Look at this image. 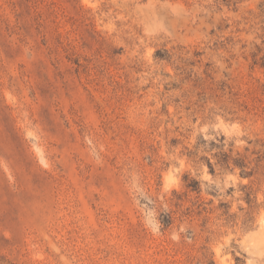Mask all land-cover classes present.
<instances>
[{
    "label": "rangeland",
    "instance_id": "obj_1",
    "mask_svg": "<svg viewBox=\"0 0 264 264\" xmlns=\"http://www.w3.org/2000/svg\"><path fill=\"white\" fill-rule=\"evenodd\" d=\"M0 264H264V0H0Z\"/></svg>",
    "mask_w": 264,
    "mask_h": 264
},
{
    "label": "trees",
    "instance_id": "obj_2",
    "mask_svg": "<svg viewBox=\"0 0 264 264\" xmlns=\"http://www.w3.org/2000/svg\"><path fill=\"white\" fill-rule=\"evenodd\" d=\"M242 174H243V175H248L249 173H247V171H243Z\"/></svg>",
    "mask_w": 264,
    "mask_h": 264
}]
</instances>
